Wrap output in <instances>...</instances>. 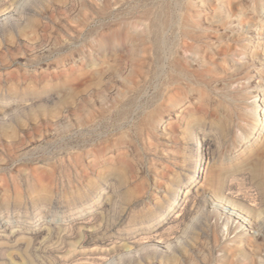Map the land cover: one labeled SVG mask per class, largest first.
I'll return each instance as SVG.
<instances>
[{"label": "rangeland", "instance_id": "obj_1", "mask_svg": "<svg viewBox=\"0 0 264 264\" xmlns=\"http://www.w3.org/2000/svg\"><path fill=\"white\" fill-rule=\"evenodd\" d=\"M6 10L0 264H264V223L249 232L218 194L232 173L236 199L260 202L264 0Z\"/></svg>", "mask_w": 264, "mask_h": 264}, {"label": "bare ground", "instance_id": "obj_2", "mask_svg": "<svg viewBox=\"0 0 264 264\" xmlns=\"http://www.w3.org/2000/svg\"><path fill=\"white\" fill-rule=\"evenodd\" d=\"M8 15V11L6 10V11H2L1 13H0V20H2V19H4V18H6V16ZM259 89V88H258ZM259 91V93H261L262 94V98H260V100L259 101H261L263 104H264V90L263 89H259L258 90ZM204 143V142H203ZM204 147V146H203ZM207 165H208V159L205 161V163L203 164H201V166L198 168V170H197V173H198V176L197 177H200V175L203 177V175H204V172H205V170H206V167H207ZM203 166V167H202ZM247 167V166H246ZM253 167V166H252ZM251 169V168H250ZM251 171V175H252V181H253V184H254V186L256 187V189L258 190V192H259V194H260V202H255V204H254V206L255 207H249V206H247V204H245V203H243V202H241L240 200L238 201L237 199H236V196L234 195V192H233V184H232V179L235 177H232V173H230L228 176H226V179H224V181H223V183H221L220 184V190H219V195L220 196H223V197H225V199L226 200H229L230 202H231V204L234 206V208H233V210H237V212H236V214L234 213V212H232L231 213V215H234L235 217H237L238 219H240V221L242 222L241 224L243 225V224H251L250 225V227H251V229L249 230V232H252L253 234H255L256 235V233L258 232V231H260L261 229V224L262 223H264V175H262V174H260L259 172H258V168L257 167H255V168H253V170H250ZM234 173H235V171H233ZM239 173V172H238ZM260 174V175H259ZM237 175V174H236ZM231 176V177H230ZM225 178V177H224ZM193 181V180H192ZM190 182V184H189V186H191V188L193 187H197L196 188V190H200L201 188H202V184L201 185H197V184H194L193 182ZM199 182H200V180H198ZM252 185V184H251ZM253 186V185H252ZM197 192V191H196ZM187 194V193H186ZM257 200V199H256ZM259 201V200H258ZM249 214V216H250V214H251V216H255L256 217V219H258V222H253V221H251L252 219H249L247 222H245V220L247 219V217L246 216H248L247 214ZM246 215V216H245ZM228 219L230 220V217H228ZM76 222V221H75ZM4 224V223H3ZM54 224V223H53ZM70 224V223H69ZM240 224V225H241ZM6 225V224H5ZM8 225H10V224H8L7 223V225H6V227L8 226ZM239 225V226H240ZM241 225V226H242ZM49 226V225H48ZM238 226V227H239ZM54 227V226H53ZM10 229H12V228H10ZM41 229V228H40ZM43 229V228H42ZM11 232H12V230H11ZM35 232H37V231H35ZM38 232H40L39 231V229H38ZM91 233V232H90ZM31 235V234H30ZM35 235V234H34ZM182 236H185L186 234H185V232H183L182 234H181ZM9 236V235H8ZM86 236V235H85ZM261 236H262V240H264V234H261ZM15 237V236H14ZM17 237V236H16ZM19 237V236H18ZM243 238V237H242ZM246 238V237H245ZM87 239V238H86ZM97 239V238H96ZM244 239V238H243ZM242 239V240H243ZM6 240V239H5ZM8 240V239H7ZM95 241V240H94ZM177 241L179 242V239H177ZM90 244V243H89ZM263 244V246H261L262 247V251H264V243H262ZM138 246V244L137 245H135V246H132L130 249H132V248H136ZM82 248H83V246H82ZM90 248V247H89ZM94 248H95V246H94ZM1 249H3V248H1ZM6 249V248H5ZM8 249V248H7ZM98 249V248H97ZM169 249V248H168ZM56 250V249H55ZM4 251V250H3ZM2 251V252H3ZM1 252V254H3ZM99 252V251H98ZM10 253V252H9ZM0 254V255H1ZM98 254V253H97ZM57 255V254H56ZM259 255V254H258ZM261 255H262V253H261ZM2 257L4 256V255H1ZM0 256V257H1ZM9 256V255H8ZM261 257V256H260ZM75 258V257H74ZM263 259V258H262ZM4 260V259H3ZM11 261V260H10ZM72 261V260H71ZM13 262V261H12ZM261 262V261H260ZM263 262V261H262ZM67 263V262H66ZM264 263V262H263ZM261 264V263H260Z\"/></svg>", "mask_w": 264, "mask_h": 264}]
</instances>
